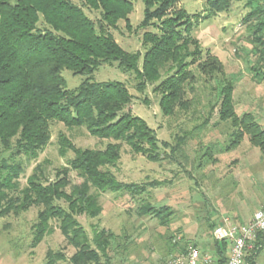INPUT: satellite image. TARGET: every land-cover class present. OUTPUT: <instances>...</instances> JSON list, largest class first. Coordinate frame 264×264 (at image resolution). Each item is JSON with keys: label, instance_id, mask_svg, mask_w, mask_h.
Segmentation results:
<instances>
[{"label": "trees", "instance_id": "obj_1", "mask_svg": "<svg viewBox=\"0 0 264 264\" xmlns=\"http://www.w3.org/2000/svg\"><path fill=\"white\" fill-rule=\"evenodd\" d=\"M178 1L144 0L139 25L144 29L142 54L125 49L113 32L122 20L130 27L133 0H0V216L39 206L34 246L42 242L56 219L75 249L71 264H99L102 257L110 264L108 251L116 235L103 228L90 236L77 216H98L101 192H128L134 197L147 188L119 181L109 170L120 159L118 143L110 142L102 149L81 148L62 137V154L68 149L74 152L68 165L57 170L54 180L38 166L20 189L24 166L18 158L39 155L50 142L52 122H63L69 129L84 127L98 139L125 142L150 160H158L170 147L145 119L132 112L134 95L124 82L90 78L103 65L117 63L133 71L139 91L153 84L165 117L200 104L199 84L202 91L217 92L213 100L218 117L230 121L232 128L225 150L238 146L245 136L264 150V128L252 113L237 114L234 83L219 59L205 52L193 33V20L221 12L228 0H207L206 14L201 16L179 8ZM254 2L257 5L243 23L249 29L252 52L258 56L257 68L264 74V0L250 1ZM64 70L88 78L69 89ZM71 171L82 179L80 183L72 181ZM15 191L18 195H13ZM153 212L163 214L159 209ZM261 233L246 257L248 264H256L264 240ZM220 242L216 244L218 259L212 264L227 263L229 244ZM47 258V264L67 260L62 250H49Z\"/></svg>", "mask_w": 264, "mask_h": 264}, {"label": "rangeland", "instance_id": "obj_2", "mask_svg": "<svg viewBox=\"0 0 264 264\" xmlns=\"http://www.w3.org/2000/svg\"><path fill=\"white\" fill-rule=\"evenodd\" d=\"M250 1L228 0L221 12L193 20V33L202 49L219 59L234 83L237 114L252 113L264 128V74L257 68L258 56L252 52L249 29L243 23L257 5ZM133 2L130 27L122 20L113 32L125 49L143 54L144 29L139 25L144 18L145 4L144 0ZM177 6L201 16L206 14L207 0H179ZM63 75L69 89L88 78L74 75L70 70H64ZM90 78L124 82L134 95L132 112L145 119L159 139L167 141L170 147L161 152L158 160H150L133 152L125 142L98 139L84 127L69 129L63 122L54 121L50 142L39 155L35 159L18 158L24 166L19 178L20 189L27 185V179L38 166L54 180L57 170L68 165L74 152L68 149L62 154V137L81 148L102 149L110 142L118 143L120 159L109 170L119 181L138 183L147 187L146 191L134 197L128 192H101L102 212L96 217L77 216L90 236L95 229L103 228L116 235L108 251L110 264H164L190 247L209 254L215 263L216 244H222L215 237V228L227 220L245 224L264 206V150L252 144L248 136L238 146L225 150L232 132L231 122L218 117V105L213 100L217 92L202 91L201 84L198 85L200 104L186 113L165 117L154 85L139 91L133 71L123 70L115 63L101 66ZM70 176L74 183L82 181L75 171ZM12 193L18 195L16 191ZM40 209L31 206L16 214L0 216V264H47L49 250H62L67 260L58 264H71L69 258L75 249L68 244L56 219L51 221V230L42 242L34 246L33 225L38 222ZM153 209L163 214H154ZM260 235L264 238V231ZM260 246L256 264H264V240ZM99 264H107L105 257Z\"/></svg>", "mask_w": 264, "mask_h": 264}, {"label": "built area", "instance_id": "obj_3", "mask_svg": "<svg viewBox=\"0 0 264 264\" xmlns=\"http://www.w3.org/2000/svg\"><path fill=\"white\" fill-rule=\"evenodd\" d=\"M264 231V206L258 209L251 220L245 224L227 220L218 225L214 234L219 241L229 244L226 264H245L247 255L254 250L257 236ZM213 258L204 254L197 247H190L186 252L168 259L164 264H212Z\"/></svg>", "mask_w": 264, "mask_h": 264}]
</instances>
